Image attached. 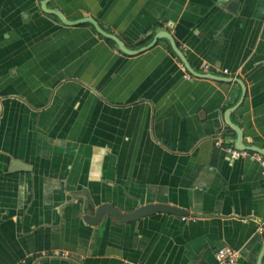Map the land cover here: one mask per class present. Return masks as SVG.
<instances>
[{
  "label": "crops",
  "instance_id": "obj_1",
  "mask_svg": "<svg viewBox=\"0 0 264 264\" xmlns=\"http://www.w3.org/2000/svg\"><path fill=\"white\" fill-rule=\"evenodd\" d=\"M40 2L0 0V264H215L221 246L238 251L237 264H255L264 179L256 160H232L223 147L234 144L223 114L239 84L187 77L163 38L123 53ZM48 7L95 18L129 49L166 30L197 72L204 63L237 72L246 92L230 118L246 144L264 149V0ZM105 203L186 213L85 220Z\"/></svg>",
  "mask_w": 264,
  "mask_h": 264
},
{
  "label": "water",
  "instance_id": "obj_2",
  "mask_svg": "<svg viewBox=\"0 0 264 264\" xmlns=\"http://www.w3.org/2000/svg\"><path fill=\"white\" fill-rule=\"evenodd\" d=\"M48 1L49 0H41L40 8L42 11H44L48 14L55 15L62 23L66 24V25H80L83 23H89L91 26H93V28L95 29V31L98 34H100L102 37L109 39L112 42H114V44L116 45L118 50H120L123 53L138 54L141 51H144V50H147V49L153 47L156 44L157 40L163 38L170 45V48H171L172 52L174 53V55L184 64L186 70L190 74H192L193 76L198 77V78H206V79H210V80H215V81L236 82L237 84H239V86L241 88V94H240L238 101L234 105L226 108V110L224 111L223 116H224L225 126L227 129L228 128L232 129L235 133V140H234V144H233L234 147H236L237 149H241V150L255 151V152H258L264 156V149L263 148H260V147L255 146V145L246 144L243 141L242 130L230 118L231 113L243 101L244 96H245V92H246L245 85L239 78L217 75V74H213L210 72H206V73L197 72L196 70H194L190 66V64L188 63V60L186 59L182 50L178 47V45L176 44L173 37L166 30L156 31L153 34L151 41L148 42L147 44H145V45H143L137 49H129L125 46V44L122 42V40L117 35H115L111 32H108L106 30V26H104V25L100 26L99 22L95 18H93L91 16H83L80 18L69 20L62 14V12L59 9L49 8L48 7ZM229 8L234 9V3H231L229 5ZM153 212H169V213L179 214V215H184L186 213L184 210H181L179 208H176L174 206H170L167 204H145V205H142V206L136 208L135 210H133L131 212L122 213L118 209L114 208L112 205L105 203V204L99 205L96 208L93 215H86L85 220L87 222H89L90 224H96L100 220L102 215L104 213H107L110 216H112L114 219H116L120 222H127V221L134 220L138 217H141L143 215L153 213ZM263 257H264V235H263L262 245H261V248L258 252L255 264H262Z\"/></svg>",
  "mask_w": 264,
  "mask_h": 264
},
{
  "label": "built area",
  "instance_id": "obj_3",
  "mask_svg": "<svg viewBox=\"0 0 264 264\" xmlns=\"http://www.w3.org/2000/svg\"><path fill=\"white\" fill-rule=\"evenodd\" d=\"M179 67L183 72L187 73L186 75L187 77L193 76L186 70L184 64L180 60H179ZM203 69L207 72H211V73L218 72L221 75H228L234 78L236 77V73H237V72H229V70L226 68L223 69L214 68L213 70H211L209 63H204ZM223 143H224V139L222 137V134L221 133L217 134L214 139V144L223 145ZM223 147L226 153L229 155V158H231L232 160L238 159L240 157H248L250 159L256 160L260 165V174L264 179V156L262 154L255 151L237 149L236 147L229 144L224 145ZM182 218L185 219V217ZM263 231H264V222H261L260 225L258 226V232L261 233ZM238 256L239 253L237 250L229 246H221L214 253L215 264H237Z\"/></svg>",
  "mask_w": 264,
  "mask_h": 264
},
{
  "label": "trees",
  "instance_id": "obj_4",
  "mask_svg": "<svg viewBox=\"0 0 264 264\" xmlns=\"http://www.w3.org/2000/svg\"><path fill=\"white\" fill-rule=\"evenodd\" d=\"M106 39V38H105ZM106 41H108L109 43L113 44V42L109 39H106Z\"/></svg>",
  "mask_w": 264,
  "mask_h": 264
}]
</instances>
